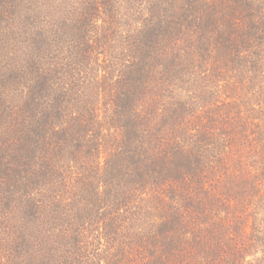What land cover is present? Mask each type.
Here are the masks:
<instances>
[{
	"label": "trees",
	"instance_id": "16d2710c",
	"mask_svg": "<svg viewBox=\"0 0 264 264\" xmlns=\"http://www.w3.org/2000/svg\"><path fill=\"white\" fill-rule=\"evenodd\" d=\"M5 5L0 264H264V0Z\"/></svg>",
	"mask_w": 264,
	"mask_h": 264
},
{
	"label": "rangeland",
	"instance_id": "374dc122",
	"mask_svg": "<svg viewBox=\"0 0 264 264\" xmlns=\"http://www.w3.org/2000/svg\"><path fill=\"white\" fill-rule=\"evenodd\" d=\"M27 6V4L25 5V7ZM30 6H32L33 7V4L32 3H30ZM36 7H40V12L36 9V12L34 13V14H32V13H30V12H28V14H30V16H31V19H35V18H37L38 20H43V18H44V15H45V11H43V9H42V7H41V5H35ZM18 8V7H17ZM17 8H14L13 10L9 7V5H5L3 8L2 7H0V11H3V10H7V11H13L14 12V14L13 15H15V14H19V13H27V11L25 10L26 8H24V7H20L19 9H17ZM21 10V11H20ZM119 14H122V15H125L126 16V18L125 19H122L121 21H119V27H120V29L121 30H124V27H125V29L127 30L128 28H127V26H128V23H129V21H128V19H127V12H126V8H124V7H120L119 8ZM7 15H8V13H7ZM29 16V17H30ZM14 17H19V16H14ZM125 20H126V22H125ZM3 23L4 22H2L1 23V25H0V39L2 40V41H6V42H10L9 41V35H4L5 33V31L3 30L4 29V25H3ZM124 23H125V26H124ZM4 38V39H3ZM11 40V42H12V38L10 39ZM71 42H70V45L71 46H74L75 45V42H74V40H70ZM63 42H61L60 43V45L64 48V50L62 51L63 52V55L64 56H66V55H68L69 54V51L71 52V49H69V45H68V43H67V45H66V47L62 44ZM14 49V48H13ZM13 49H11V51H13ZM73 50H74V48H73ZM78 51H80L79 49H78ZM4 54H3V51L0 49V71L2 72V73H7V71H6V68H7V66H8V68L9 67H12V66H14L15 65V63L12 61V60H9V59H13V57H10V56H3ZM77 55H79L80 56V53H78ZM5 58V59H4ZM78 59H81V57L80 58H78ZM99 61H101V58L99 57V59H98ZM8 61H9V63H8ZM95 70H96V67H95ZM85 74H87V73H85ZM89 74H94L93 76H96L97 78H102V76H101V74H102V72H96L95 71V73H89ZM113 74H115V73H113Z\"/></svg>",
	"mask_w": 264,
	"mask_h": 264
}]
</instances>
